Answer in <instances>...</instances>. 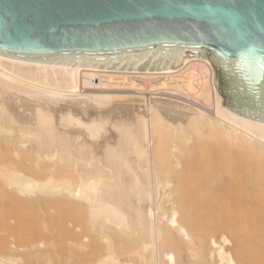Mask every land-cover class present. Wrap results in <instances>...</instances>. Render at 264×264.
<instances>
[{"label": "bare ground", "instance_id": "6f19581e", "mask_svg": "<svg viewBox=\"0 0 264 264\" xmlns=\"http://www.w3.org/2000/svg\"><path fill=\"white\" fill-rule=\"evenodd\" d=\"M213 77L0 56V264H264V123Z\"/></svg>", "mask_w": 264, "mask_h": 264}, {"label": "water", "instance_id": "95a60500", "mask_svg": "<svg viewBox=\"0 0 264 264\" xmlns=\"http://www.w3.org/2000/svg\"><path fill=\"white\" fill-rule=\"evenodd\" d=\"M208 58L222 104L264 123V0H0V56L113 70Z\"/></svg>", "mask_w": 264, "mask_h": 264}, {"label": "rangeland", "instance_id": "374dc122", "mask_svg": "<svg viewBox=\"0 0 264 264\" xmlns=\"http://www.w3.org/2000/svg\"><path fill=\"white\" fill-rule=\"evenodd\" d=\"M150 96V95H149ZM14 222H15V220H13V219H9V223L10 224H14Z\"/></svg>", "mask_w": 264, "mask_h": 264}]
</instances>
